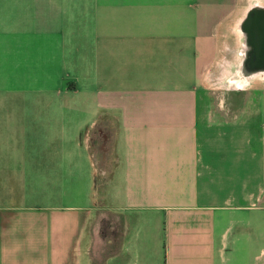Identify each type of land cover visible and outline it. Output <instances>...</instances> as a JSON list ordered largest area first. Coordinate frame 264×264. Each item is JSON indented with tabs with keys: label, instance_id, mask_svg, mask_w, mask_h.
<instances>
[{
	"label": "crops",
	"instance_id": "0c3cea01",
	"mask_svg": "<svg viewBox=\"0 0 264 264\" xmlns=\"http://www.w3.org/2000/svg\"><path fill=\"white\" fill-rule=\"evenodd\" d=\"M105 213L101 264H264V0H0V264Z\"/></svg>",
	"mask_w": 264,
	"mask_h": 264
},
{
	"label": "rangeland",
	"instance_id": "374dc122",
	"mask_svg": "<svg viewBox=\"0 0 264 264\" xmlns=\"http://www.w3.org/2000/svg\"><path fill=\"white\" fill-rule=\"evenodd\" d=\"M203 78L207 80V83H211V86H215L216 81L220 78V68L215 65V61H210L209 65L203 68ZM220 82V81H219ZM217 88L216 92H219ZM102 187L98 188V193L102 192ZM101 195V194H100ZM102 216L100 231L94 244V250L96 252V264H101L105 255L114 253L117 250L118 243L122 233V220L120 216L105 213ZM105 234V235H104Z\"/></svg>",
	"mask_w": 264,
	"mask_h": 264
},
{
	"label": "trees",
	"instance_id": "16d2710c",
	"mask_svg": "<svg viewBox=\"0 0 264 264\" xmlns=\"http://www.w3.org/2000/svg\"><path fill=\"white\" fill-rule=\"evenodd\" d=\"M105 235V234H104Z\"/></svg>",
	"mask_w": 264,
	"mask_h": 264
}]
</instances>
